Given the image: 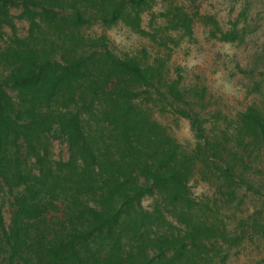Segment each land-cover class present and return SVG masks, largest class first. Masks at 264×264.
<instances>
[{
    "label": "trees",
    "instance_id": "trees-1",
    "mask_svg": "<svg viewBox=\"0 0 264 264\" xmlns=\"http://www.w3.org/2000/svg\"><path fill=\"white\" fill-rule=\"evenodd\" d=\"M154 5L0 0V264H228L232 248L264 240V100L204 118L205 89H184L160 57L119 56L86 32L121 25L164 48L166 31L192 35L178 6L146 31ZM155 109L189 121L191 149ZM54 140L66 161L53 160ZM195 177L215 195L195 198Z\"/></svg>",
    "mask_w": 264,
    "mask_h": 264
},
{
    "label": "rangeland",
    "instance_id": "rangeland-1",
    "mask_svg": "<svg viewBox=\"0 0 264 264\" xmlns=\"http://www.w3.org/2000/svg\"><path fill=\"white\" fill-rule=\"evenodd\" d=\"M176 6L192 17V35L184 36L179 32L166 31L173 39V42L167 41L166 49L121 25L118 27L127 29L125 35L130 41L127 48L118 47L108 35L110 29L104 31L99 24L86 32L93 37L106 35L108 47L119 56L142 58L149 55L150 60L160 57L168 69L167 76L175 80L180 75L179 81L184 89L198 92L205 89V98L210 105L201 112L204 118H208L214 110L232 118L237 110L264 100V0H155L152 10L142 15L143 28L153 32L157 26H163L166 19L159 14ZM11 13L16 16L19 9H12ZM15 24L18 35L26 36L27 22L15 19ZM216 28L223 31L235 28L240 37L234 43H224L218 40ZM5 32L8 35L11 33L9 28H5ZM226 85L230 87V91L226 89ZM153 117L180 144L188 149L194 146L195 139L191 129L193 139L182 138L181 125L184 122L189 125L188 120L168 109H155ZM50 149L53 160H67L68 148L65 143L54 140ZM191 181L193 183H189V188L195 198L215 195L214 188L208 183L197 177ZM196 188L200 189L199 195L194 193ZM152 204V198H144L142 201L143 207L148 210ZM8 210L6 204L3 212L7 221ZM228 264H264V240L252 237L237 248H232Z\"/></svg>",
    "mask_w": 264,
    "mask_h": 264
},
{
    "label": "clouds",
    "instance_id": "clouds-1",
    "mask_svg": "<svg viewBox=\"0 0 264 264\" xmlns=\"http://www.w3.org/2000/svg\"><path fill=\"white\" fill-rule=\"evenodd\" d=\"M127 32V29H121L119 27H115L109 30L108 35L109 37L113 40V42L118 46V47H125L127 48L130 44V41L126 38L125 33ZM132 39H135V37H132ZM227 90H231L229 86H225ZM181 133H182V138L187 139V140H192V133L190 131V126L184 122L181 125ZM190 184L193 182L190 181ZM194 193L196 195L200 194V189L196 188L194 189ZM151 201L149 200L148 203Z\"/></svg>",
    "mask_w": 264,
    "mask_h": 264
}]
</instances>
